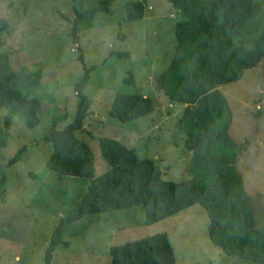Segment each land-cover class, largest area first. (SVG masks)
<instances>
[{
  "label": "rangeland",
  "instance_id": "1",
  "mask_svg": "<svg viewBox=\"0 0 264 264\" xmlns=\"http://www.w3.org/2000/svg\"><path fill=\"white\" fill-rule=\"evenodd\" d=\"M263 4L264 0H259ZM145 3L142 20H127V5ZM74 30L71 0H0V18L8 19L0 53L12 68L42 75L39 123L29 127L20 114L0 109V264H45L54 233L87 193L90 181L60 176L48 168L54 126L64 128L77 114V83L88 73V117L77 136L94 154L95 175L107 165L101 137L121 141L162 167L166 180L189 179L192 152L177 128L183 107L157 90L177 48L175 24L185 15L169 0H85L89 12ZM130 84L125 79H130ZM231 108L230 137L247 151L237 165L255 211V227H264V59L242 80L220 87ZM120 94L150 97L156 110L123 123L111 116ZM23 150L15 164L10 161ZM211 219L195 205L154 226L143 205L86 216L62 230L52 264H112L114 248L166 233L177 264H255L227 255L210 236Z\"/></svg>",
  "mask_w": 264,
  "mask_h": 264
},
{
  "label": "trees",
  "instance_id": "2",
  "mask_svg": "<svg viewBox=\"0 0 264 264\" xmlns=\"http://www.w3.org/2000/svg\"><path fill=\"white\" fill-rule=\"evenodd\" d=\"M185 17L175 24L177 48L169 69L159 78L157 90L174 105L183 107L177 128L185 134L192 152L189 179L175 183L163 176L162 167L121 141L101 137L99 151L107 169L95 175V158L77 136L89 114L85 94L88 73L77 83V114L64 128L51 130L48 140L53 153L48 168L60 176L90 181L85 196L61 221L47 250L45 264H52L55 248L62 243V230L86 216L143 205L147 222L176 216L202 205L210 219L213 243L231 257L264 264V227H255L250 204L237 165L249 146L237 145L230 137L231 108L220 87L243 79L246 70L264 59V9L259 0H169ZM74 30L87 15L103 9L83 8L85 0H71ZM145 16V3L127 5V20ZM9 21L0 18L2 36ZM128 83L133 82L125 79ZM42 75L12 68L8 54L0 53V109L22 115L29 127L40 121ZM156 105L142 94L117 96L109 116L129 123L153 114ZM0 119V142L3 136ZM23 150L10 161L15 164ZM112 264H177L175 248L166 233L116 247Z\"/></svg>",
  "mask_w": 264,
  "mask_h": 264
},
{
  "label": "crops",
  "instance_id": "3",
  "mask_svg": "<svg viewBox=\"0 0 264 264\" xmlns=\"http://www.w3.org/2000/svg\"><path fill=\"white\" fill-rule=\"evenodd\" d=\"M262 121H264V118H261Z\"/></svg>",
  "mask_w": 264,
  "mask_h": 264
}]
</instances>
